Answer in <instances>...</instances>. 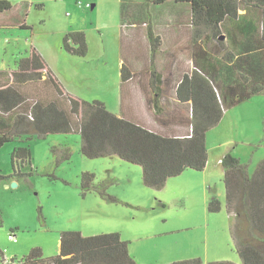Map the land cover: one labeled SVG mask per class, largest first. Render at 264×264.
Listing matches in <instances>:
<instances>
[{"label":"rangeland","instance_id":"obj_1","mask_svg":"<svg viewBox=\"0 0 264 264\" xmlns=\"http://www.w3.org/2000/svg\"><path fill=\"white\" fill-rule=\"evenodd\" d=\"M29 1L26 28L18 27L12 19L9 27L0 28V70L15 69L19 58L34 47L45 55L48 68L57 71L58 79L60 75L71 90L82 94L95 92V85L81 80L86 70L103 67V78L119 72L121 0ZM126 2L145 20L130 25L127 12L129 19L122 24L127 38L135 34L143 40L150 26L155 35L165 39V14L170 4ZM74 30L85 33V56L60 49L65 32ZM127 52V47L123 48L122 54ZM146 56L144 53L135 66H142ZM156 56V69L165 72V43ZM218 144L233 146L232 155L240 156L252 174L264 158V94L233 106L223 124L208 131L206 145L212 159L213 154L217 156ZM19 145H28L30 150V164L20 170L31 174L0 181V251L4 257L21 258L34 247L41 248L44 257H52L59 252L60 233L73 230L84 236L119 232L138 264L195 257L201 264L220 260L241 264L225 206L222 167L211 172L185 169L167 178L161 189H154L143 183L139 165L118 156L88 158L80 152L79 134L67 133L5 143L0 147L1 174L12 173L11 152ZM65 147L72 153L68 159H64ZM85 171L94 173V183H104L106 192L119 201L111 202L92 190L82 194L80 175ZM12 182L17 185L12 186ZM212 199L221 202L218 212L208 210Z\"/></svg>","mask_w":264,"mask_h":264},{"label":"trees","instance_id":"obj_2","mask_svg":"<svg viewBox=\"0 0 264 264\" xmlns=\"http://www.w3.org/2000/svg\"><path fill=\"white\" fill-rule=\"evenodd\" d=\"M146 1L160 4L168 0ZM172 1L189 5L193 41L200 39L206 42L212 38L219 45L224 41V37L220 36L225 21L238 18L242 4L256 7L260 9L261 17L248 32L255 28L264 46V0ZM18 2L20 6L15 4ZM121 6L123 18L128 20V3L123 2ZM27 11L28 3L25 0H0V25H9L12 19L19 23L18 27L26 28ZM142 17L136 15L129 21L140 23ZM147 37L150 42V73L157 76L154 60L161 40L150 26ZM62 48L72 55L85 56L88 51L85 33L82 30L66 32L62 38ZM224 59L231 63L222 69L230 75L226 83L229 90L234 92L236 89L231 80V75L236 73L249 89L248 92L226 99L224 86L216 81L218 65L215 61L211 70L206 64H195L190 74L183 75L176 88V97L180 102L188 103L191 112L190 133L178 137L162 135L117 116L100 100L87 101L68 93L48 68L40 52L32 47L27 56L19 58L15 69L0 70V147L17 139L26 141L48 134L77 133L82 155L88 158L118 156L126 162L137 164L142 170L143 183L161 189L167 178L177 176L185 169L203 171L208 160L207 132L219 123L228 107L252 94L264 93V71L259 72L257 65L251 64L249 72L242 70L241 53L226 52ZM120 71L121 80H127L129 67L122 63ZM64 154V159L72 155L68 147H65ZM26 164H30V150L28 145H19L11 152L12 173H0V181L30 175V172L20 170ZM220 164L225 206L230 215L231 234L241 264H264V158L257 163L252 174L249 173L248 164L231 152L224 154ZM94 179V173H81L82 194L92 190L111 202L119 201L106 192L104 183H94ZM220 209L218 199L209 201L210 212ZM2 221L0 212V225ZM3 257L0 251V261ZM13 259H22L23 264H138L129 253L128 242L121 238L119 232L84 236L73 230L60 233L59 252L52 257H44L41 248L34 247L28 254ZM166 264H201V259L195 257ZM207 264L237 263L220 260Z\"/></svg>","mask_w":264,"mask_h":264},{"label":"crops","instance_id":"obj_3","mask_svg":"<svg viewBox=\"0 0 264 264\" xmlns=\"http://www.w3.org/2000/svg\"><path fill=\"white\" fill-rule=\"evenodd\" d=\"M25 1L28 3V9L31 8L30 1ZM123 2H126V0H121L118 10L119 72L114 73L110 78H103V75L106 76L103 67L97 66L86 70L82 74L83 77L81 80L92 87L95 85V92L92 91L89 94H82L77 89L72 88L73 90H71L69 84L63 82L64 80L59 73L57 75H59L60 79L55 74L57 71L51 70L68 93L87 101L94 99L100 100L108 110L117 116L152 129L162 135L183 137L190 133L191 112L190 107L187 106L188 103H182L176 97V88L183 75L185 73L190 74L195 64H206L210 66L211 70L212 62L215 61L218 65L215 72L216 81H219L224 86L226 99L233 98L234 95L239 93H246L249 90L236 73L231 75V80H233L236 89L234 92L229 90L226 83L230 75L222 71L224 66L231 64L224 59L226 52H233L236 55L241 53L242 59L240 66H242V70L249 72L251 64H255L259 67V72L263 73L264 71L263 42L255 28L252 32H248L251 29L250 27L256 24L261 17V11L256 7L242 4L238 10L239 17L234 20L229 19L225 21L224 26L226 29L222 28L224 41L223 44L219 45L212 38L206 42H202L200 39L193 41L191 36L192 25L190 23L191 10L189 5L187 3H177L172 0L166 1L165 3L170 4V7L165 14V18L167 17L165 19V39L162 36L160 37L161 44L158 48L159 53L165 43V72L158 71L156 69V63L154 62L157 76H152L150 73V42L147 36L143 37V40L135 34L127 38L122 25L125 21L121 6ZM146 2L140 4L144 6L151 4ZM15 4L20 6L19 2ZM136 4L139 3L136 2ZM132 6L128 9L130 19H133L137 15V8ZM144 21H140V23ZM134 23L133 21H129L130 25H135ZM136 23L139 24V22ZM6 27H9V25H0V28ZM124 39H126L125 46H123ZM141 44H145V46ZM126 47L128 51L127 55L122 54L123 48ZM60 49L64 51L62 46H60ZM144 53L147 55V59L143 61L144 63L140 62L142 66H135L143 58ZM128 54L129 57L127 59ZM42 55L45 57L43 53ZM122 63L126 64L130 70L129 77L125 81L121 80L120 68ZM253 95L255 94L250 95L244 100ZM242 101L228 107L216 126L223 124L228 110ZM228 120H231V117ZM207 136L208 132L206 134V143ZM232 149L233 146L230 144L226 147L218 144L217 156L213 154L214 158L212 159L210 147H207L208 160L203 172L207 170L211 172L214 168L221 167L220 159L225 153L231 152Z\"/></svg>","mask_w":264,"mask_h":264},{"label":"built area","instance_id":"obj_4","mask_svg":"<svg viewBox=\"0 0 264 264\" xmlns=\"http://www.w3.org/2000/svg\"><path fill=\"white\" fill-rule=\"evenodd\" d=\"M0 264H23V260L3 257L1 258Z\"/></svg>","mask_w":264,"mask_h":264},{"label":"water","instance_id":"obj_5","mask_svg":"<svg viewBox=\"0 0 264 264\" xmlns=\"http://www.w3.org/2000/svg\"><path fill=\"white\" fill-rule=\"evenodd\" d=\"M93 7V5H92ZM220 38H223V36H220ZM17 184L15 182H12V186H16Z\"/></svg>","mask_w":264,"mask_h":264}]
</instances>
